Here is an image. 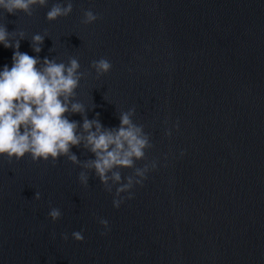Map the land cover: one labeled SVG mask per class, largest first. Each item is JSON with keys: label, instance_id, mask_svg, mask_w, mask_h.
<instances>
[{"label": "water", "instance_id": "95a60500", "mask_svg": "<svg viewBox=\"0 0 264 264\" xmlns=\"http://www.w3.org/2000/svg\"><path fill=\"white\" fill-rule=\"evenodd\" d=\"M66 2L0 12V24L21 52L78 60L70 103L84 112L65 113L77 131L85 118L115 128L134 109L152 147L116 169L122 179L157 166L113 208L115 186L82 168L94 159L82 144L70 148L76 164L0 157V264H264V0H71L69 15L45 19ZM84 10L97 20L81 23ZM34 33L44 35L38 53ZM12 52L0 46V66ZM101 57L111 68L98 75L90 63ZM50 207L61 211L55 222Z\"/></svg>", "mask_w": 264, "mask_h": 264}, {"label": "clouds", "instance_id": "9594fccd", "mask_svg": "<svg viewBox=\"0 0 264 264\" xmlns=\"http://www.w3.org/2000/svg\"><path fill=\"white\" fill-rule=\"evenodd\" d=\"M46 3L47 0H0V12L31 15L33 5L44 6ZM72 7L71 0L53 4L45 13V19L53 21L58 17H65L72 11ZM97 18L91 10H84L81 23L89 24ZM16 34L21 39L25 35L23 30ZM11 35L0 24V46L13 49L11 66H0V157L11 161L20 160L27 155L33 162L50 160L54 163L58 157L64 156L76 164L77 157L70 152V148L82 144L94 156V159L83 163L82 168L92 169L106 191L112 192L115 186L112 206L118 208L125 199L121 194L127 193V198L131 199L130 190L133 185H141L146 174L157 166V162L152 160L142 167L134 168L133 174L123 179L116 170L133 168L134 161L143 160L145 150L152 147L148 134L131 119L134 109L121 111L119 125L115 128H104L98 120L85 118L79 125L81 131H77V123L70 121L65 113L84 112L81 102L70 103L80 81L78 60L72 57L65 64L45 57L41 61L36 56L19 51V39L12 40ZM43 40L44 35L32 34L33 52L40 51L39 45ZM90 66L100 75L110 70L111 63L101 57L93 60ZM176 127L173 124V128ZM164 134L168 136L170 132L165 129ZM183 154L181 150L180 155ZM77 180L82 186H87V173L80 171ZM33 199H40L38 191ZM60 216L59 208H49L47 217L52 222ZM98 223L107 231L106 219L100 218ZM70 235L77 242L84 239L83 229L72 231ZM67 238L66 234H61V239Z\"/></svg>", "mask_w": 264, "mask_h": 264}]
</instances>
